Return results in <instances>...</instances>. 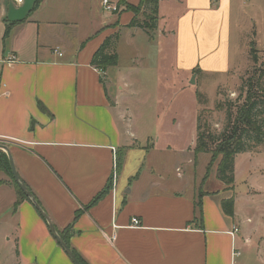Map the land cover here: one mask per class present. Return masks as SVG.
Masks as SVG:
<instances>
[{"label": "crops", "instance_id": "crops-1", "mask_svg": "<svg viewBox=\"0 0 264 264\" xmlns=\"http://www.w3.org/2000/svg\"><path fill=\"white\" fill-rule=\"evenodd\" d=\"M62 1L0 0V144L11 152L21 179L59 234L68 229L71 247L89 264H250L247 252L259 221L247 210L259 209L255 196L264 193L256 183L264 162L251 164L264 151L238 153L235 181L227 185L214 171L221 156L211 164L212 153L196 150L193 131L189 142L176 146L173 177L154 155L172 151V145L160 146L152 136L140 141L133 117H125L130 113L125 95L132 87L127 74L137 71L147 55L137 49L132 61L124 63L128 66L120 67L119 44L125 39L135 47V38L141 37L154 51L155 67L167 66L173 50L181 76L188 80L195 74L197 83H203L209 69L238 79L251 64V42L256 47L260 39L256 49L264 52V0H186L175 13L163 11V2L170 0H160L152 34L128 26L135 14L121 10L101 18L99 27L76 41L72 33L81 28L77 1ZM78 1L87 11L99 15L102 10V0ZM137 18L145 22L143 11ZM114 34L118 69L110 73L113 66L100 70L92 58ZM234 35L242 39L240 46L233 45ZM238 53L244 69L232 63ZM165 79L162 72L157 75L159 91L168 87ZM171 121L176 120L164 122ZM201 155L210 157L205 172L199 169ZM246 169L253 170L255 183L246 180L247 187L237 192ZM0 180V205L4 197L8 201L0 221L13 241L14 259L74 264L31 200L23 199L15 208L17 190L3 170ZM109 182L111 187L91 204ZM229 198L235 199L234 216L223 209ZM135 217L139 226H132Z\"/></svg>", "mask_w": 264, "mask_h": 264}, {"label": "rangeland", "instance_id": "rangeland-1", "mask_svg": "<svg viewBox=\"0 0 264 264\" xmlns=\"http://www.w3.org/2000/svg\"><path fill=\"white\" fill-rule=\"evenodd\" d=\"M75 1H77L78 6L76 16L81 23V28L78 29L77 32L72 33L74 35V40L76 41L80 38H85L87 33H91V31L93 32L99 27L98 23H101V18H105V16H109L111 13H108L103 9H99V15L94 12L95 10L93 9L87 11L80 8V4L82 5V3L78 0H63L62 2H66V5H70L75 3ZM117 2L121 3V0H117ZM212 2L213 4L217 3L213 0ZM185 5L186 0H182L181 3H177L174 0H170L169 2L166 1L163 2V11H171L175 13L177 10L179 11L181 7L185 8ZM122 7L123 5H121V10L124 9V7ZM140 16L141 18L143 17L142 15ZM170 18L173 19L172 15ZM233 37V45L238 44L240 46L242 44V39L238 40L235 35ZM145 42L146 41H142L141 37H136L134 41L135 47L129 46L128 41L125 39H121L119 44V52L122 55V59H120L122 65H119L120 67L125 68L128 66L124 63L132 61V55H134L137 49L147 55V59L144 62L141 61V64L136 65L138 68L137 71L133 74H127L130 82L132 81V87L125 95L124 105L130 109L131 114L125 113V117L129 119L133 117V121L139 131L140 141H144L145 143V138L152 136L155 139L154 141H156V143L158 141L160 146L168 144L172 145L175 150L172 149V151L166 152L159 151L154 153V155L156 159L161 160L160 163L166 164V167L172 171L174 177L177 160L179 158V152L176 151V146L185 145L193 137L192 132H197V127L195 130V126L196 123L198 126L199 115L202 117L201 122L203 125L209 127L210 131L215 136H220L229 123V113H231L233 120H239V111L244 104H246V98L249 95V92H251L252 95L256 94V96L257 93L261 94V92H263L261 90H264V52L258 51L259 60L255 62L252 59L249 49L248 61L251 64L249 63L250 65L246 66L245 70L242 72L243 74H241L238 79L235 78L232 73L226 74L221 72L215 74L209 69L206 72L203 83L199 80L198 83L196 80L195 83H192L191 81L195 74L188 80L181 76L183 75V72L177 68L175 52L173 54V50H170L169 52L167 58L169 64L167 63V66H165L166 64H163L159 67H155L153 58L154 51L152 53L151 48H148ZM260 44L261 40L259 39L256 47L259 48ZM136 58L137 57L134 59ZM172 59L173 63H170ZM232 63L234 66H240V68L242 67L244 69L245 66H243V64L245 61L243 54L238 53L236 56H233ZM117 69L118 67H111L110 73L116 72ZM160 72L167 77L163 83L168 84V87H165V89L161 87L159 91L156 79ZM186 77H189V75L186 74ZM198 90L202 91L198 93ZM197 101L199 104L198 111ZM174 119L176 121L168 123L164 122ZM240 123L243 124L244 122L240 121ZM167 132L171 133V135H165ZM215 147L216 146L213 148ZM137 151L135 150L131 154H135ZM252 151H264V142L255 145ZM122 154H124V151H122ZM219 157L220 155L217 156V158ZM209 158L208 155L200 156L199 169H202L204 172L206 171ZM260 159L264 162V154L259 155L257 159H254L251 165H259L261 162ZM216 163L217 162L215 161L214 166ZM216 170L217 169L215 168L214 171ZM258 173L260 172L258 171L257 174ZM251 175L253 176L251 177ZM253 177V170L249 171L246 169V172L239 177L238 182L236 183V191L240 192L247 187L245 184L246 180L255 183ZM256 183L264 188V170L261 171ZM3 199L4 202L0 205V214L3 213V208L8 202L7 197H4ZM255 203L260 208L257 210L249 209L247 211L255 220L259 221V228L255 233L257 236L254 240L253 247L247 252V256L251 259L250 264H264V193L255 196ZM4 227V221H0V264H21L17 259H14L15 256L12 250L13 241L9 240L5 235Z\"/></svg>", "mask_w": 264, "mask_h": 264}, {"label": "trees", "instance_id": "trees-1", "mask_svg": "<svg viewBox=\"0 0 264 264\" xmlns=\"http://www.w3.org/2000/svg\"><path fill=\"white\" fill-rule=\"evenodd\" d=\"M159 1L160 0H140L138 4H133L127 0H121L120 4L123 5V10H130L135 14L128 26L137 25L145 28L149 34H152V31L155 30L158 25ZM142 11L144 14V23H141L137 18V15ZM116 37H118V34L108 36L94 53L92 64L98 69L105 70L108 67L117 65L119 56L115 49H113L114 39H116ZM250 46L252 59L257 62L259 60V54L255 47V43L251 42ZM261 91L263 92H261V94L257 93V96L249 92L246 98V104H244L239 111L240 117L238 121L233 120L231 113H229V123L220 136H215L210 131L209 127L203 125L201 122L202 117L200 115L198 117L196 150L198 152L212 153L211 164L216 161L218 155L221 156L217 168L218 178L227 185H232L235 181V156L241 152L252 151L255 145L264 142V90ZM41 107L45 109L43 105ZM240 121L244 123L241 124ZM214 146L216 147L213 148ZM211 164H209V169ZM0 170H3L12 178L18 194V198L15 202V208H17L23 199L29 198L15 180L8 154L2 149H0ZM1 183L2 181L0 180V184ZM111 185L112 182H109L107 187L93 199L91 204L96 203ZM198 204L200 208L201 202ZM222 205L226 214L234 216V198L223 200ZM61 237L71 247L68 229L61 232ZM71 249L82 264H89L74 248L71 247Z\"/></svg>", "mask_w": 264, "mask_h": 264}, {"label": "water", "instance_id": "water-1", "mask_svg": "<svg viewBox=\"0 0 264 264\" xmlns=\"http://www.w3.org/2000/svg\"><path fill=\"white\" fill-rule=\"evenodd\" d=\"M192 83H195V76L192 78ZM0 149H6L8 152V157L10 160V164L12 167V171H13V175L15 177V180L17 181V183L19 184V186L21 187V189L26 193V195L28 196V198L33 202V204L35 205V207L37 208V210L44 216V218L48 221L49 226L51 231L53 232L55 238L57 239V241L59 242V244L61 245V247L65 250V252L68 254V256L71 258V260L73 261L74 264H82V262L79 260V258L76 256V254L73 252V250L71 249V247L65 242V240L61 237V235L59 234V232L57 231L55 225L52 223L50 217L48 216V214L44 211V209L42 208V206L40 205V203L37 201L36 197L34 196V194L31 192V190L28 188V186L25 184V182L21 179L17 168L15 166V162L13 160V156L11 154V152L8 150V148L3 145L0 144Z\"/></svg>", "mask_w": 264, "mask_h": 264}, {"label": "built area", "instance_id": "built-area-1", "mask_svg": "<svg viewBox=\"0 0 264 264\" xmlns=\"http://www.w3.org/2000/svg\"><path fill=\"white\" fill-rule=\"evenodd\" d=\"M16 4H22L25 0H13ZM215 3L219 0H213ZM102 9L108 13H117L121 10L120 3L117 2V0H102ZM15 58L12 57L9 60H14ZM141 224V221L139 218H133L132 219V226H139ZM239 229L235 228L234 232H238Z\"/></svg>", "mask_w": 264, "mask_h": 264}]
</instances>
